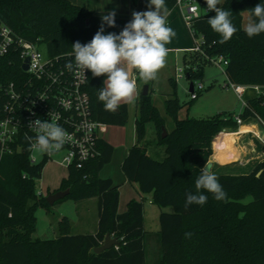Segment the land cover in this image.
<instances>
[{"label": "trees", "instance_id": "16d2710c", "mask_svg": "<svg viewBox=\"0 0 264 264\" xmlns=\"http://www.w3.org/2000/svg\"><path fill=\"white\" fill-rule=\"evenodd\" d=\"M206 3L205 0H200ZM264 0H223L219 7L231 11V19L238 31L231 40L219 43L220 36L208 24L215 12L192 20L196 37H201V51L184 55L185 76L194 84L204 74L203 64L222 56L226 82L242 86L264 87V33L249 38L242 26V13ZM169 10L175 0H166ZM100 15L70 0H0V23L11 28L27 41H40L50 56L72 52V44L91 41L101 25ZM132 18L115 17L116 26L105 25V34H119ZM25 74L14 52L0 58V84L20 83ZM106 76L93 77L88 72L86 91L92 119L100 124L124 126L128 120L127 105L106 111L98 100ZM172 92L165 99L166 113L173 119V128L166 131L164 119L153 105L151 95L137 97L135 120L136 142L122 161L121 170L127 181L137 185L141 194H150L152 204L161 210L158 216L161 257L158 264H264V160L255 163L245 173H219L218 165L211 171L219 178L227 194L216 200L201 190L208 199L203 206L185 207L186 194L195 193V181L212 154L215 136L237 127L235 117L222 114L205 117L179 118L181 103L176 86L170 78ZM213 85V84H212ZM210 85V87L212 86ZM209 87V88H210ZM200 93H197V96ZM196 97L191 98L189 104ZM7 96L0 88V115ZM264 95L246 99L237 115L242 121L255 120L264 125ZM152 120L158 143L164 146L161 160L152 158L140 145L145 136L144 123ZM214 139V140H213ZM22 150L3 155L0 159V264H145V229L142 199H131L126 209L119 211V191L111 178H101L100 170L111 161L113 146L103 139L97 143L99 155L86 161L82 168L69 166L67 175L54 190L69 189V194L57 201H79L97 198L98 223L95 233L72 234L71 222L61 217L54 238L33 237L36 231V211L50 209L45 196L36 192L34 181L41 178L46 161L32 163L29 141L22 140ZM250 203H241L247 197ZM143 198V197H142ZM190 234L186 236L185 234ZM117 243L95 253L106 237Z\"/></svg>", "mask_w": 264, "mask_h": 264}, {"label": "built area", "instance_id": "2783aa9c", "mask_svg": "<svg viewBox=\"0 0 264 264\" xmlns=\"http://www.w3.org/2000/svg\"><path fill=\"white\" fill-rule=\"evenodd\" d=\"M174 8L178 10L193 39V46L189 51H201L203 39L201 37L199 40L196 39L192 20L213 11H207L206 3L200 0H180L179 4L175 0ZM193 8L197 10L195 13L190 11ZM186 16L189 18L185 19ZM41 44L43 43L40 41L25 40L11 28L0 23V58L11 51L14 52L20 69L25 74V79L20 83L10 82L4 86L0 84L1 90L7 96L0 115V159L3 155L20 152L22 140L26 141L28 140L26 137L37 135V131L29 127V123L40 119L42 122L58 123L68 134L67 141L60 151L51 153L41 151L42 158L50 159L53 153H56L61 156L57 161L60 165L66 168L69 166L82 168L86 161L99 155L97 143L101 139L100 128L104 125L90 116L89 96L85 89L89 71H85L87 79L76 76L75 71H69L65 67L69 62L74 64L73 53L50 56L46 51L41 52L39 48ZM210 60L219 65L224 72L227 61L222 56ZM23 64L27 65L26 70L22 68ZM184 73L183 68L176 67L173 79ZM226 86L231 87L242 99L246 86L225 82L224 87ZM250 87L256 95H264V87ZM202 88L201 83H194L192 91H188L189 96L196 97ZM245 104L246 100L243 99L242 106ZM235 120L237 126L243 123L238 116H235ZM261 126L264 130V125ZM257 138L264 146V136L257 135ZM28 148L30 161L36 163V157L33 156L35 149L30 146V142Z\"/></svg>", "mask_w": 264, "mask_h": 264}, {"label": "clouds", "instance_id": "9594fccd", "mask_svg": "<svg viewBox=\"0 0 264 264\" xmlns=\"http://www.w3.org/2000/svg\"><path fill=\"white\" fill-rule=\"evenodd\" d=\"M207 11L215 15L208 18L211 29L220 36L219 43L231 40L238 31L231 19V11L221 5V0H205ZM180 3V0H177ZM147 11H133L132 19L119 34H105V25L115 27L116 11L113 9L101 17V25L90 42L72 44L73 62L65 67L75 71L76 76H85V71L93 77L106 76L104 86L99 89L98 100L106 111L115 112L122 103H134L137 97V77L144 82L153 81L166 66L169 49L166 47L175 35L167 26L169 13L166 0H148ZM195 13V8L190 10ZM189 17H185L188 19ZM249 38L264 33V3L256 4L251 10V18L244 27ZM29 127L37 131L34 137H26L30 146L45 153L60 151L67 141L68 134L50 121L36 119ZM212 165L206 161L195 181V193H187L185 207L203 206L208 197L201 190L211 193L220 201L227 198L219 178L211 171ZM254 197H247L241 203H250ZM186 236L190 234L186 233Z\"/></svg>", "mask_w": 264, "mask_h": 264}, {"label": "rangeland", "instance_id": "374dc122", "mask_svg": "<svg viewBox=\"0 0 264 264\" xmlns=\"http://www.w3.org/2000/svg\"><path fill=\"white\" fill-rule=\"evenodd\" d=\"M77 5H83L86 3L93 2L94 0H70ZM222 2V0H221ZM251 18L249 11H244L242 13V26L243 28L248 23ZM187 34L188 40L193 46V39L188 31L187 27L184 25ZM199 40V37L196 38ZM41 52L45 53L46 48L44 44L40 45ZM183 51L175 52L173 49L169 52L167 57L166 66L161 69L157 75V78L153 81L144 82L143 80H138V89L141 91L142 87L145 84H149L150 86V95L153 105L157 107L159 113L164 119L165 130H171L173 128V119L169 116L164 108L165 99L170 97L172 92V84L170 83L169 78L174 77V71L176 67H181L183 69L186 68L183 61ZM191 52L186 53V57H189ZM204 74L201 80L194 81V83H201L203 88L199 90V95L189 104L190 96H189V80L185 77V73L181 75L177 79H173L176 86V95L181 103V108L178 111L179 118L192 117V118H205L218 114H222L224 116L231 115L232 117L237 116L243 106L242 100H246L247 97L253 92L248 89L243 94L242 99L238 97L235 91L229 87H224L226 82V76L222 71V68L212 62L211 60L206 61L203 64ZM213 84V85H212ZM210 85H212L210 87ZM210 87V88H209ZM138 117V113H137ZM260 126L261 123L257 121ZM133 117L131 116L127 123L124 125L125 129H132ZM262 127V126H261ZM145 128V136L141 140L140 145L146 148L147 153L157 160H161L165 156L164 146L159 144L158 136L155 130V122L152 120L146 121L144 123ZM102 129V128H101ZM236 130L232 129L231 131ZM216 139V137H214ZM214 140V139H213ZM261 145V143L259 142ZM262 146V145H261ZM264 149V146H262ZM33 156L36 157V162L41 161L42 155L41 151L35 149L33 151ZM61 159L59 154L53 153L52 157L48 159L44 165L41 178L36 179L34 181V188L36 192L43 193L44 196L48 195L51 192H48V189L55 184V182H61L62 178L67 173V168L60 165L57 161ZM218 170V171H217ZM216 172L219 173H245L250 170V167L246 168H226V169H217ZM132 184H128V186L122 189V200L119 206L121 211H124L127 206L128 199H142L143 201V213L145 215L144 219V229H145V264H158L161 257V244L159 241V221L158 216L161 210L170 212L172 208L170 206L160 208L155 204H152L150 201L149 194H141L135 188H132ZM135 185V184H133ZM48 192V193H47ZM143 197V198H142ZM89 199V198H88ZM87 200V199H86ZM97 198L92 201H74L72 199H67L56 205L50 207V209L46 210L43 208L37 209L36 215V231L33 234V237L40 238H49L53 231L58 232V223L53 225V218L61 216L63 214H67L74 218L76 215L81 216V213L85 214L84 223L86 227L78 229L80 225H82V221L78 222L71 226L70 232H79L86 231L92 232L96 227L97 217H98V209H97ZM83 207H85L83 209ZM86 218V219H85ZM50 222H52L50 224ZM94 225V227H93Z\"/></svg>", "mask_w": 264, "mask_h": 264}, {"label": "crops", "instance_id": "0c3cea01", "mask_svg": "<svg viewBox=\"0 0 264 264\" xmlns=\"http://www.w3.org/2000/svg\"><path fill=\"white\" fill-rule=\"evenodd\" d=\"M84 5L85 6L83 5L81 6L93 11L95 14L100 15V16L107 15L108 12L114 9L116 11L115 17H125V18H132L133 11H147L148 10L147 8L148 0H94L93 2H90L87 4L85 3ZM167 26L171 27L174 30L175 35L172 38L171 42L166 45V47L169 49V52H171L172 49L175 52L183 51L184 52L182 56L183 58L184 55H186V53L190 52L189 49L192 46L188 40V34L184 27V23L181 18V15L179 14L177 9L173 8L169 10V13L167 16ZM138 80L139 78L137 77V85H138ZM147 85L150 90L149 84ZM260 88H263V87H260ZM248 89L252 90L253 92L247 97V99L257 96L256 92L250 86H246L244 93ZM138 94H139V89L137 86V97H138ZM137 97L134 103L126 104L127 111H128V120L130 119L131 116L133 117V124H132L131 130L125 129V126H112V125H102L101 127L102 129L100 128L101 139L111 144L114 150H113L111 161L103 166V168L99 172V176L101 178H111L113 181V184L118 187V191H119L118 209L121 204L122 189L124 187L128 186V184H132L131 185L132 188H135V190H138L136 184L133 185L134 183H130L127 181L126 177L124 176L121 170L122 161L129 147L136 142L135 120L137 117ZM242 125L251 126V130L246 133L239 134L237 145L240 148V150H242L243 152L239 159L238 158L232 159V156H227L225 159L215 160L213 155H214V148H215L216 141L214 144V148H213V141H212V144H211L212 154L209 158V161L211 162L212 167L216 164L218 165V167L215 170L226 169V168H237V167H240V168L250 167L251 168L255 163L264 160V149L259 144V140L257 138V135L264 136L263 128L255 120L243 121V123L240 126ZM240 126H237L236 130H233V131L224 130L221 132H236L238 131ZM59 186H60V182H55V184H53V186L48 189V192L56 190ZM95 198L96 197L89 198L87 200L83 199V200L89 202V201L94 200ZM129 200H131V198L127 200V203ZM79 201H82V200H79ZM84 208L85 207H83V209ZM119 211L121 210L119 209ZM63 216H66L70 220L71 226H73L74 224H77L78 222L84 220V217L86 215L81 213V216L76 215L74 218H72L71 216L67 214H63L61 217ZM60 219L61 218L57 216L53 218V220L51 221L53 222V225H55L56 223L60 221ZM144 219H145V215L143 213V222H144ZM52 222H50V224ZM97 223H98V217H97L96 227L92 232H86V231L81 230L79 232H71V233L72 234L95 233L97 229ZM86 224L87 223H84V221H82V225H80L78 229L86 227ZM56 235L57 233L53 231V233L51 234V237L49 238H54ZM36 238H40V237H36ZM49 238H41V239H49Z\"/></svg>", "mask_w": 264, "mask_h": 264}, {"label": "bare ground", "instance_id": "6f19581e", "mask_svg": "<svg viewBox=\"0 0 264 264\" xmlns=\"http://www.w3.org/2000/svg\"><path fill=\"white\" fill-rule=\"evenodd\" d=\"M251 130V126L242 125L236 132H220L216 135V144L214 148V158L225 159L232 156V159L240 158L243 153L237 145L240 133H246Z\"/></svg>", "mask_w": 264, "mask_h": 264}, {"label": "water", "instance_id": "95a60500", "mask_svg": "<svg viewBox=\"0 0 264 264\" xmlns=\"http://www.w3.org/2000/svg\"><path fill=\"white\" fill-rule=\"evenodd\" d=\"M22 68L24 70H26L27 69V65L26 64H23ZM148 88H149L148 85L145 84L142 87V89H141V94L142 95H146L148 93ZM192 89H193V83L190 82L189 83V92H191ZM165 135H166V130H165V128H162V137H165ZM208 163L211 164L210 161H208ZM68 194H69V189L68 188L67 189H64V190H57V191L51 192L48 195H46L45 196V200H46V202L49 205H54L57 201L63 199ZM116 243H117V239L116 238H111L109 235H106V237L104 239V242L100 246L94 248L93 251L95 253H100V252L108 249L110 246L115 245Z\"/></svg>", "mask_w": 264, "mask_h": 264}]
</instances>
